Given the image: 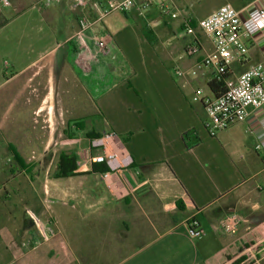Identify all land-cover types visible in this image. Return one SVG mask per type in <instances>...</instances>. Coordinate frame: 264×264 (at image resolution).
<instances>
[{
    "label": "crops",
    "instance_id": "0c3cea01",
    "mask_svg": "<svg viewBox=\"0 0 264 264\" xmlns=\"http://www.w3.org/2000/svg\"><path fill=\"white\" fill-rule=\"evenodd\" d=\"M147 1L136 0L126 14L159 22L163 14L157 8L142 9ZM152 1L171 4L197 24L221 6L242 10L259 2ZM106 6L107 0H90L86 8H75L73 0L49 6L32 0L11 16L0 11L8 20L0 27L1 147L9 153L4 163H11L1 189L14 200L15 211H0V264H247L246 258L264 264L259 179L264 170L250 169L259 159L254 148L258 130L251 133L249 124L238 123L211 137L205 109L193 101L198 89L213 95L209 84L215 71L201 67L213 50L212 40L201 31L181 51L176 44L153 45L140 28L112 33L97 24L86 33L97 58L86 70L75 38L78 20H103ZM95 34L108 44L107 53L98 52ZM196 38L201 51L189 56L186 50ZM249 48L245 58L231 64V82L263 60L261 37ZM40 94H46L42 101ZM57 94L65 100L62 110L71 115L64 133L77 143L62 152L78 156V176L58 179L55 170L46 187L12 188L24 175L39 178L33 168H22L14 151L28 163L22 152L44 145L34 116L46 110L52 115ZM16 107L10 119L8 112ZM27 115L31 125L25 124ZM105 132L119 136L133 163L103 180L109 168L93 163L89 148L94 136ZM43 212L54 230L47 243L35 224ZM231 215L238 222L227 233L222 222ZM193 217L205 231L201 238L190 233Z\"/></svg>",
    "mask_w": 264,
    "mask_h": 264
},
{
    "label": "built area",
    "instance_id": "2783aa9c",
    "mask_svg": "<svg viewBox=\"0 0 264 264\" xmlns=\"http://www.w3.org/2000/svg\"><path fill=\"white\" fill-rule=\"evenodd\" d=\"M58 2L60 0H42L46 6ZM1 3L4 6H10L9 0H1ZM73 4L75 8H86L90 0H73ZM135 5L136 0H107V8L102 16L105 17L117 11L126 13ZM172 7L167 2L157 4L152 0L142 5L143 10L157 8L162 14H171ZM176 16L175 13L172 14L173 18ZM100 20L92 22L85 17H80L78 20L79 29L75 38L81 45L82 60L86 70H89L92 60H97L96 56L90 53L86 33L89 30H95ZM191 23V20L184 19L183 30L187 35L196 36L195 26ZM197 27L212 40L213 44L212 52L205 56L201 67L214 69L215 78H221L229 74L233 62L240 61L248 55L250 45H256L260 37L264 40V5L262 0H259L256 5L237 10L227 4L200 20ZM94 42L98 52L109 51L108 44L98 34L94 35ZM200 51V44L196 38L189 45L186 53L189 56H195ZM177 74L182 75L181 72ZM226 83L227 90L220 97L211 96L202 89H198L193 97V101L200 103L205 109L207 114L205 125L209 135L216 137L234 124L247 123L251 133L258 130L255 151L264 153V58L261 62L247 68L236 82L228 79ZM120 144L122 145V141L114 132H105L90 142V153H95L92 156V162L105 164L109 168V173L103 175V180H106L111 173L122 172L133 163L129 155L121 152ZM237 222V217L231 215L223 220L222 227L225 232L233 233ZM35 224L39 229L40 237L45 241L54 236L52 228L45 229L37 219ZM189 226L193 237L201 238L205 235V231L195 217L191 218Z\"/></svg>",
    "mask_w": 264,
    "mask_h": 264
},
{
    "label": "rangeland",
    "instance_id": "374dc122",
    "mask_svg": "<svg viewBox=\"0 0 264 264\" xmlns=\"http://www.w3.org/2000/svg\"><path fill=\"white\" fill-rule=\"evenodd\" d=\"M31 2L32 0H9L10 6H4V4H2L0 0V11L2 10L7 16H11L16 11L27 7ZM208 3L209 1L204 2L205 5ZM215 4L216 3L211 2L210 6H213ZM105 8H107V6ZM173 13L177 15L175 18L172 17ZM67 15H70V17H72L70 12ZM70 17V21L73 20ZM2 21L3 16L0 12V24L2 23ZM183 21L184 15L182 10L172 7L171 14H163L162 19L156 23L148 22L146 19H141L139 14L129 16L124 11H117L105 16V18L98 23V27H103L104 31L106 28H108L112 33L113 31H119L125 27L140 28L144 30V35L153 45H158L160 48H162L161 46L167 45L168 43L176 44L175 46L183 51L182 47L189 40L191 41L190 35H187L184 30L179 29V25L183 23ZM176 27L178 29L175 30ZM200 32L201 30L197 26H195V33L197 34ZM45 95L46 94H40V101L43 100ZM52 102H55V104L51 105L52 115L48 116L46 110L44 113H41L38 116H34L35 119H38V126L40 127L39 135L41 137V141L44 142V145H41L39 148L34 147L33 151H31V148H28V150H25L27 154H25L24 151L22 152L24 155H27V160L31 159L26 165L29 168H33L35 171H38L40 173L39 178L37 177V179H33V177L24 175L23 177H19L16 179V182L12 186V188L15 186L20 188L35 187L37 189L46 187L47 182L51 180L56 170L59 154L62 151H70L75 147V144H77L76 142H69V138L64 133V130L67 128L69 119L71 117V115L65 113V111L62 110V105L65 104V100H63V98L59 94H57V98ZM16 110L17 107L12 108L8 112L10 119H15L13 117L16 115ZM4 111L5 109L2 106L0 108V113H4ZM26 118L27 122L25 124L31 125L32 123L30 120V115H27ZM29 132L31 134H34V132L32 131V127ZM2 135L3 132L0 131V189L4 186V183L7 180L5 178L6 175L4 176V170H6V168H8L7 170H9L11 168L10 162L4 163V161L9 158V153L6 154L4 152V148L1 147V145L3 146ZM120 147L121 152L125 153L122 149L123 146L121 144ZM250 169H254V173H257L262 169L264 170L263 152H259V159L257 161V164L252 165V167L250 165ZM259 179H262L261 185L264 187V174L260 175ZM10 187L8 185L9 190H12ZM44 197L46 198L47 194H45ZM12 201L14 200H7V197H5V194L1 189L0 205L5 203V206H0V211H2L1 209H5V211L7 210V213L14 215L15 211L13 210L14 205ZM43 215L42 219L39 218V224L47 229L48 225L46 222L49 221V217L47 214L44 216ZM36 229L38 235L40 236L37 226ZM40 239L42 242L46 243L50 240L49 239L48 241H45L44 239H42V237H40Z\"/></svg>",
    "mask_w": 264,
    "mask_h": 264
},
{
    "label": "trees",
    "instance_id": "16d2710c",
    "mask_svg": "<svg viewBox=\"0 0 264 264\" xmlns=\"http://www.w3.org/2000/svg\"><path fill=\"white\" fill-rule=\"evenodd\" d=\"M8 22V20H3L0 24V27L5 25ZM192 26H197V23L192 21ZM229 79V75L222 76L221 78H215L210 84L209 88L213 95L215 97H220L223 93L227 90V83L226 81ZM101 135H96V137H100ZM14 151V149H13ZM17 159L21 162V166L25 171H31V168H29L23 160L20 157V155L14 151ZM78 161L79 158L74 153H66L61 152L59 154L57 167H56V173L55 177L60 178H70L78 176L77 170H78ZM106 169V166H105ZM250 258H246L245 261H247V264H255V261H250Z\"/></svg>",
    "mask_w": 264,
    "mask_h": 264
}]
</instances>
